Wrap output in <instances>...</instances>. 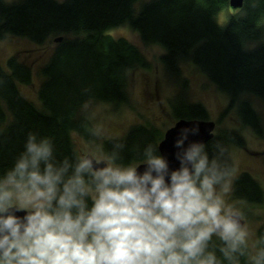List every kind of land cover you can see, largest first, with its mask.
Listing matches in <instances>:
<instances>
[{"label":"trees","instance_id":"16d2710c","mask_svg":"<svg viewBox=\"0 0 264 264\" xmlns=\"http://www.w3.org/2000/svg\"><path fill=\"white\" fill-rule=\"evenodd\" d=\"M136 1L0 0V39L23 36L42 44L62 37L40 68L43 79L37 96L42 109L17 87L18 82L31 83L30 66L17 55L8 57L7 69L0 65V175L12 169L25 150L29 134L51 139L58 162L67 159L74 163L80 155L73 147L71 132L77 131L87 140L96 138L89 122L77 116L79 109L91 100L129 102L128 71L135 66L147 67L148 61L132 42L106 33L125 23L139 32L144 43L165 47L161 55L165 73L180 85L171 100L176 119L208 120L206 108L199 102H189L186 96L187 79L180 64L190 61L228 94L229 104L222 115L237 105L241 123L263 135L258 113L249 101L239 97L249 92L264 101V43L247 47L261 33L264 0H243L224 25L216 17L230 8L229 0H149L135 12ZM160 134L158 128L134 124L125 135L105 139L102 149L109 155L118 152L119 163H142L147 147L158 149ZM230 142L245 145L241 135L232 129L214 133L204 142L210 158L220 156L229 173L234 167ZM232 194L252 202L263 199L261 186L247 172L234 177ZM257 234L258 252L264 248V225ZM213 245L210 250L216 252L220 264H230L219 252L222 245L215 237ZM236 260L238 264H251L249 248L245 256L237 255Z\"/></svg>","mask_w":264,"mask_h":264},{"label":"clouds","instance_id":"9594fccd","mask_svg":"<svg viewBox=\"0 0 264 264\" xmlns=\"http://www.w3.org/2000/svg\"><path fill=\"white\" fill-rule=\"evenodd\" d=\"M199 131L180 130L175 169L153 146L142 163H119L118 152L58 162L51 139L29 134L0 175V264H220L214 237L238 264L245 218L224 198L230 173L220 156L189 141ZM251 264H264V248Z\"/></svg>","mask_w":264,"mask_h":264},{"label":"rangeland","instance_id":"374dc122","mask_svg":"<svg viewBox=\"0 0 264 264\" xmlns=\"http://www.w3.org/2000/svg\"><path fill=\"white\" fill-rule=\"evenodd\" d=\"M17 2L19 0H5ZM60 1V0H59ZM149 0H137L134 10L138 12L143 3ZM236 9L228 8L217 14V22L224 25L230 14ZM260 35L247 43V47H254L264 43V17L260 22ZM106 33L114 37H124L138 47L148 61L147 67L135 66L128 71L129 102L87 101L78 111L77 116L83 117L96 131L95 140H87L77 131L71 132L73 147L79 155H102V143L110 137L125 135L134 124H142L150 128H158L160 135L173 126L177 120L172 114V97L180 90V85L170 80L164 70L161 55L165 47L158 43H144L138 31L127 23L113 27ZM55 47L52 39L38 44L23 36L7 35L0 39V65L7 69V59L17 55L31 69V83L26 85L18 82L20 93L33 102L36 107L43 108L37 91L43 77L40 68L49 60ZM183 77L187 79L186 96L189 102H199L207 110L208 120L215 123L214 133L222 130H236L245 141L244 146L233 142L228 149L233 160V170L228 179V189L224 198L226 202L240 210L245 218V225L249 232V258L252 259L258 250V228L264 225V101L255 94L241 93L239 100H247L258 113L263 127V135H257L248 126L241 123L237 105L222 112L229 104L228 94L219 90L207 76L192 62H181ZM2 125V123H1ZM161 137V138H162ZM241 172L249 173L261 186L263 199L252 202L239 199L232 194V182Z\"/></svg>","mask_w":264,"mask_h":264},{"label":"water","instance_id":"95a60500","mask_svg":"<svg viewBox=\"0 0 264 264\" xmlns=\"http://www.w3.org/2000/svg\"><path fill=\"white\" fill-rule=\"evenodd\" d=\"M243 0H229V7L232 9H238L242 6ZM62 37H55L54 42H59ZM193 125L199 126L198 135H189V141L206 142L214 135L215 123L210 120L202 119H177L173 126L165 130L163 137L158 143V152L166 156L170 163V168H177L178 162L175 159V152L177 149L174 147V142L178 138L179 132L184 127H192ZM189 141H186L185 144ZM89 154V153H88ZM144 166L142 165L139 171H143ZM18 215H24V213H18Z\"/></svg>","mask_w":264,"mask_h":264}]
</instances>
